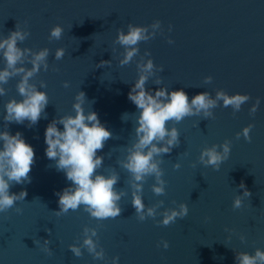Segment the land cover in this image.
<instances>
[{
    "label": "water",
    "instance_id": "water-1",
    "mask_svg": "<svg viewBox=\"0 0 264 264\" xmlns=\"http://www.w3.org/2000/svg\"><path fill=\"white\" fill-rule=\"evenodd\" d=\"M157 19L161 28L155 37L140 41L139 53L129 64L120 65L123 47L114 43L118 29L127 31L129 23L150 26ZM17 24L30 33L18 41L20 47L50 49L49 69L32 78L37 85L40 80L47 82L49 103L35 125L29 126L28 121L7 125L34 147L35 160L31 182L10 187L15 193L26 190L25 199L0 213V264H111L114 256L119 264H237V252L264 249V0H0V36L9 35ZM56 24L64 32L60 39H50ZM58 47L65 48L59 60L55 58ZM145 50L155 65L163 66V71H157L163 85L183 88L189 99L203 91L215 96L218 89L251 97L236 112L221 101L213 117L194 115L167 122L179 129L180 143L161 157L166 192L152 191L154 176L145 179L142 192L146 206L164 201L158 213L181 202L188 204V215L166 226L157 223L162 215L138 219L131 203L130 173L117 163L135 139L138 109L128 92ZM101 61L111 64L101 65ZM209 75L213 79L205 82ZM18 79L11 78L5 85L7 94L0 97V129L5 126L4 103L13 96L19 98ZM65 80L69 87L64 86ZM146 87H159L155 77L149 78ZM79 90L86 93V108L95 110L112 131L97 151L104 157L97 171L107 174L115 169L119 174L114 187L125 195L116 218H93L83 206L55 214L57 192L71 182L45 155L44 132L54 118L73 111ZM257 97L261 102L253 114L250 108ZM248 124H252L251 140L242 134ZM225 139L231 141V152L219 169L199 162L202 148ZM176 161L179 169L173 167ZM242 183L251 195L234 209L235 195L244 191ZM85 226L97 228L94 239L104 249L103 260L94 259L83 246ZM45 239L50 241L51 253L42 247ZM74 243L82 248L80 257L69 248Z\"/></svg>",
    "mask_w": 264,
    "mask_h": 264
},
{
    "label": "clouds",
    "instance_id": "clouds-1",
    "mask_svg": "<svg viewBox=\"0 0 264 264\" xmlns=\"http://www.w3.org/2000/svg\"><path fill=\"white\" fill-rule=\"evenodd\" d=\"M151 28V31H149ZM161 28V21L155 20L149 25L129 23L127 31L118 29L114 43L123 47V54L119 59L120 65L129 64L139 53V42L148 41L155 37L157 30ZM171 30V26H169ZM64 28L56 24L50 29V39H60ZM27 28L16 25V29L7 36H0V97L7 94L5 85L13 77H19L16 89L19 98L13 96L4 103L3 120L5 126L0 129V213L13 208L17 201H23L27 195L26 190L19 193L11 192L13 183H30L29 173L35 160L34 147L27 142L23 134L17 131L15 134L8 130V123L15 122L35 125L39 122L42 114L49 103V96L45 90L47 82L40 80L39 85L32 78L42 69L47 71L50 67L48 47L34 50L30 47H20L28 36ZM169 43H173L169 38ZM65 48L58 47L55 51L57 60L63 58ZM147 57V58H145ZM30 64L31 66H27ZM111 64V61H101V65ZM138 76L128 92V98L138 109L135 114V139L126 146V155L117 163L130 173L129 183L132 189L131 203L136 210L139 220L148 217L155 218L162 215L157 221L163 225H169L176 219L186 217L189 207L186 202L179 203L178 207L165 208L162 213L157 208L163 205L161 200L155 205L146 206L142 195L144 181L148 176H154L155 182L151 185L156 195L166 192V180L163 178L161 167L162 154L170 153L172 148L180 143V132L175 126H167L168 121L180 122L186 116H203L209 118L214 116L213 109L222 101L224 107L231 106L233 112L239 111L241 106L251 97L249 93L236 92L229 94L223 89L216 90L215 96L208 91L195 94L189 99L183 88L169 89L163 85L162 77L157 71H163V66L155 65L151 54L145 50L143 56L137 61ZM150 77H155L156 89H149L146 83ZM205 82H211L212 76H206ZM65 87L70 82L65 80ZM260 98L251 105V113H255L260 105ZM89 104L86 93L79 90L74 98L73 111L54 118L45 128L44 142L46 145L45 155L54 161L58 171L64 172L71 183L62 191L57 192L59 209L55 212L57 216L66 214L69 210H77L83 206L84 210L93 218L107 219L116 218L122 209L119 201L125 195L124 191H117L114 187L119 174L115 169L107 172H98L103 167L104 157L97 154L103 149L105 142L112 137V131L101 122L98 113L86 108ZM128 119V114L122 116ZM58 125H62L60 128ZM252 124L242 129L245 139L251 140L250 130ZM237 137L241 132L236 133ZM231 152V141L225 139L222 144H212L201 149L199 162L205 166L220 168L221 163L227 159ZM174 168L179 169L181 164L176 161ZM242 194H236L233 199V208L239 209L244 203V197L251 193L243 185ZM17 212L21 209L16 208ZM50 231V230H49ZM83 246L92 254L94 259L103 260L105 252L98 247L97 228L85 226L83 229ZM243 241L245 237L240 236ZM35 243H40L35 240ZM50 241L45 239L42 243L43 249L51 253ZM163 246H169L168 241H163ZM69 248L75 256L80 257L82 248L78 244H70ZM237 264H264V249L257 247L254 253L239 251L236 253ZM111 264H119V257L114 256Z\"/></svg>",
    "mask_w": 264,
    "mask_h": 264
}]
</instances>
